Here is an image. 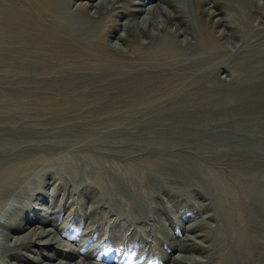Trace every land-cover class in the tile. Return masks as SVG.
I'll return each mask as SVG.
<instances>
[{
  "label": "rangeland",
  "instance_id": "rangeland-1",
  "mask_svg": "<svg viewBox=\"0 0 264 264\" xmlns=\"http://www.w3.org/2000/svg\"><path fill=\"white\" fill-rule=\"evenodd\" d=\"M252 1L254 7L250 6L246 14L248 18L245 19L247 29L252 33L250 40L247 43L236 40L231 43L222 27L215 28L222 35L221 43L228 44L221 53L223 60L216 66L214 79H208V83L203 85L206 92L196 96L198 99L192 93L186 97L189 102L198 103L200 109L195 114L189 113L186 117L181 114V117L173 119L166 114H152L154 109H170L173 103H167V100L171 94L166 92L167 89L142 92L143 87L139 88V85L149 79L135 74L146 68L142 66L143 63L136 62V56L121 58L102 49L103 54L100 55L103 59L113 61L100 67L101 70L130 73L103 77L68 75L67 72L72 69L79 68L85 73L91 71L93 66L81 63L74 66L57 65L46 59L41 51L26 54L27 47L41 48V43L52 36L51 30L44 25H49V18L42 12L41 2L0 0L1 26L9 25L16 34V37L5 35L3 28H0V139L26 142L23 146L29 144L36 159L48 157L66 160L70 154L77 153L81 157L94 155L119 164L142 163L157 156L170 163L166 170L172 187L171 183L168 187L161 177V182L159 180L152 185L151 199L155 205L150 208L151 211L144 216L137 212L135 215L120 216L119 211L110 210L102 203L97 212L109 211L110 220L109 224L102 225V229L93 222L94 214H83L81 211L83 203L87 207L93 206L92 195L85 192L88 190L87 184L82 185L79 179L58 168L43 173L41 179L46 188L57 189L54 199L64 196L57 217L44 222L42 226L46 233L56 234L59 238L60 251L55 258L90 264H264V196L249 206L252 214L249 218H253V222L242 225L236 216L221 211L213 194L204 190L205 181L199 178L197 170L185 179L177 175L184 167L208 165L221 176L224 175L226 180H230L231 175H240L243 180L235 188L241 196L244 195L241 192L246 182H256L260 190H264V101L256 97L238 99L237 83L241 79L232 73V68H245L248 65L252 66L254 75L264 73V66H257L260 63L259 55L264 54V0ZM73 2L84 7L90 0ZM76 4L72 6L73 9L77 7ZM236 16L241 17L239 14ZM120 21L123 20L119 18ZM21 40L24 44H20ZM142 40L144 43L148 41ZM100 69L98 67L96 70ZM60 70L66 73L59 75ZM191 82L174 79L173 85L180 88ZM211 86L218 92L230 90L227 105L221 106L213 95L204 104L202 99L212 91ZM152 99L156 102L155 107L149 102ZM7 107L15 112L10 115L3 113ZM38 107H44L39 116L26 113V110ZM51 139L67 141L62 146L45 147L46 141ZM163 160L159 159L160 162ZM93 188L98 189L95 184L90 187ZM3 223L5 227L9 226L1 218L2 226ZM115 226L121 228L120 234L124 240H136L133 243L136 249L130 254L128 263L112 261L118 249L108 245L112 235L107 236L103 228L111 232ZM219 229L222 234L218 233ZM3 230L10 235L13 233L6 228ZM80 234L88 236V241L72 258H68L67 253L73 251ZM166 235L169 243L162 245L169 255L162 262L160 245L155 243L166 240ZM213 238L219 248L214 249ZM179 242L184 243V249L178 247ZM93 245L100 251L87 255ZM52 250L56 249L48 248L45 252ZM136 252L142 255L139 259ZM182 255L187 257V263L174 259ZM2 260L1 263L6 264L7 261Z\"/></svg>",
  "mask_w": 264,
  "mask_h": 264
},
{
  "label": "bare ground",
  "instance_id": "bare-ground-1",
  "mask_svg": "<svg viewBox=\"0 0 264 264\" xmlns=\"http://www.w3.org/2000/svg\"><path fill=\"white\" fill-rule=\"evenodd\" d=\"M39 1L42 4V12L49 18L47 23L49 25L46 26V23L44 25L51 30L52 36L51 39L41 43V48L27 47L26 54L31 51H38L37 53L41 51L40 53L46 59H50L57 65L61 63V65L74 66L81 63L93 66L91 71L85 73L79 68L67 72L71 76L82 75L83 77L130 73L120 70H101L100 67L103 68L104 65L113 61L103 59L100 55L103 54L102 49L121 58L134 55L136 62L143 63L142 66L146 67L143 72L136 71L135 74L149 79L148 82L139 85V88L143 87L142 92L151 93L167 89L166 92L171 94L167 100V103H173L170 109H154L152 114L155 116L166 114L173 119L181 117V114H185L184 117L189 113L195 114L200 109V106H197L198 103L192 100L189 102L186 97L192 93L196 98L206 92L203 90V85L208 83V79H214L217 73L216 66L223 60L221 53L226 50L228 44L221 43L222 35L218 34L215 28L222 27L231 43L235 40L247 43L252 34L245 22L248 18L246 17L248 9L252 5L254 7L252 0H90L84 7L74 3L73 0ZM74 4L77 5L75 9L72 8ZM237 14L241 16L240 19L236 16ZM119 18L123 21L119 22ZM0 28H3L5 35L16 37L9 25L1 26L0 23ZM156 31L163 36L160 37ZM142 39H148V41L144 43ZM20 44H24V41L21 40ZM258 59L260 63L257 66L263 67L264 54L259 55ZM98 67L101 71L96 70ZM251 67L248 65L245 68H232L233 76L241 79L237 83L236 95L238 99L248 100L256 97L264 101V73L254 75ZM79 70L80 72H77ZM62 73L66 72L61 71L59 75H63ZM95 73L97 75H94ZM174 79L175 81L176 79L192 80V82L177 88L173 85ZM211 88L212 91L204 98L202 97L204 104L213 95L214 100L221 106L227 105L228 96L231 95L230 90L224 89L218 92L212 86ZM149 102L153 107L156 106L154 99ZM43 109L44 107L28 109L26 113L39 116ZM2 112L10 115L15 111L7 107ZM152 118L155 119V117ZM51 140L46 141L45 147L62 146L67 141L66 139ZM24 143L26 142L17 139H0V219L9 224L7 227L4 223V227L0 224L2 235L0 236V264L2 259H5L8 264H13L14 261L17 264H90L55 258L60 251L59 238L56 234L46 233L47 231L42 229L44 222L57 217L64 200V196L55 200L56 187L47 189V185L41 179L42 174L52 168H58L63 173L79 179L82 185L87 184L88 190L85 192L92 195L93 206L87 207L83 203L81 211L83 214H94L93 222L101 229L104 223L109 224L108 221H110L109 211L97 212L102 203L106 204L110 210L119 211L120 216L136 212L144 216L155 205L151 199L152 185L156 181L161 182L162 179L168 187L169 183L172 187V180L166 170V166L170 163L158 156L142 163L125 164L105 161L94 155L81 157L77 153L70 154L66 160L48 157L36 159L32 155L34 150L29 149V144L23 146ZM160 143L158 145L162 147ZM196 166V168L195 166L184 167L177 172V175L185 179L190 173L195 174L194 171L197 170L199 178L205 181L204 190L213 194L215 202L224 214L230 212L242 225L253 222V218H249L252 215L249 206H253L256 199L264 196V190L261 191L256 182L253 184L246 182V185L242 187L241 193L244 194L242 198L235 188L236 184L243 180L240 175L228 174L231 182L211 166L202 164ZM92 184H95L98 189H90ZM5 228L13 232L12 235L4 232ZM98 231L100 232V229ZM103 231L107 236L112 235L108 245L118 249L115 259L112 260L113 263L124 261L128 263L131 259L130 254L136 249L133 245L136 240H124L120 234L121 228L118 226H115L111 232L105 231V228ZM221 232L219 229L218 233L222 234ZM77 237L73 251L67 253L68 258H72L74 253L81 250L88 241V236L80 234ZM165 238L166 240L162 242L158 240L155 243L160 245L162 262L166 261L169 255L162 245L169 243L168 235ZM177 245L181 248L185 247L182 242ZM213 246L214 249L219 248L214 238ZM48 248L56 250L45 252ZM99 251L96 245H93L90 246L87 255H94ZM136 256L139 259L142 255L136 252ZM174 259L180 263L186 262L187 257L182 255Z\"/></svg>",
  "mask_w": 264,
  "mask_h": 264
}]
</instances>
